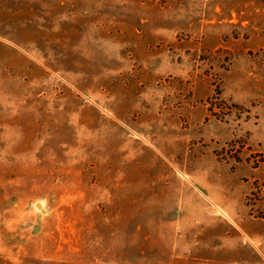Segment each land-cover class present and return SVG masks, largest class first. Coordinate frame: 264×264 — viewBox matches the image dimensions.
<instances>
[{"label":"rangeland","instance_id":"rangeland-1","mask_svg":"<svg viewBox=\"0 0 264 264\" xmlns=\"http://www.w3.org/2000/svg\"><path fill=\"white\" fill-rule=\"evenodd\" d=\"M0 264H264V0H0Z\"/></svg>","mask_w":264,"mask_h":264}]
</instances>
